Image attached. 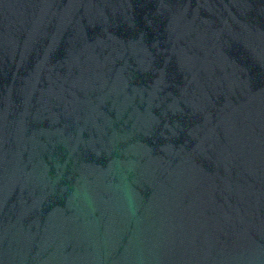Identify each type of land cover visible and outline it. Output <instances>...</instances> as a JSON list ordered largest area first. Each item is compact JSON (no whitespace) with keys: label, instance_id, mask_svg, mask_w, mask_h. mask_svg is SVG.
<instances>
[{"label":"water","instance_id":"1","mask_svg":"<svg viewBox=\"0 0 264 264\" xmlns=\"http://www.w3.org/2000/svg\"><path fill=\"white\" fill-rule=\"evenodd\" d=\"M0 264H264V0H0Z\"/></svg>","mask_w":264,"mask_h":264}]
</instances>
